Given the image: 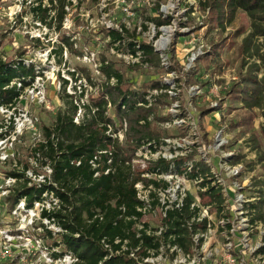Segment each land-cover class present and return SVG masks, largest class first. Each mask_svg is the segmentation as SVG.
Instances as JSON below:
<instances>
[{
    "label": "rangeland",
    "instance_id": "rangeland-1",
    "mask_svg": "<svg viewBox=\"0 0 264 264\" xmlns=\"http://www.w3.org/2000/svg\"><path fill=\"white\" fill-rule=\"evenodd\" d=\"M58 3L59 0H54L53 5ZM40 5L43 9L49 7L48 11L36 9ZM190 5L195 8L191 15L187 14ZM64 6L65 13L60 21L59 10L52 7V0H0V56L6 62L28 59L38 68L51 69L52 76L48 83L47 104L32 101L29 96H24L18 103L21 117L28 113L34 126L30 121L21 128L18 126L16 136L21 140L17 145L11 143L14 139L11 131V139L5 149L7 163H0V264H68L65 256H52V252H61L62 247L51 246L54 240L60 241L61 238L57 225H50L39 214L41 204L36 203L35 209L29 212L21 199L10 211L5 198L9 190L5 187H11L14 182L6 173L13 167L18 170L34 162L33 147L46 140L44 127L55 124L58 112L64 114L72 110L71 99L65 95L69 86L73 91L76 84L88 81L85 95L76 98L85 102V106L82 105L79 115L77 106L74 121L79 124L84 119H92L96 111L93 101L103 95L107 84L100 69L104 59L123 75V89L147 92L155 114L150 118L153 120L151 129L159 134L155 141H169L159 153L137 151L132 157L133 168L144 172L142 176L148 180H158V174L152 169L160 159L203 162L215 174L216 183L222 182L217 186L222 188L226 200L222 217H219L215 206L207 204L209 198L201 194L198 185L182 176L176 177L174 173L163 179L170 182L167 191L151 185L148 189L141 188V198L145 201L141 222L158 228V234L163 229V203L183 198L185 194L200 204L198 221L207 217L210 222L207 232L195 235L197 243L200 238L203 241L190 254L163 246L158 255L150 256L146 261L163 264H264V256L259 253L264 243V208L263 219H257L254 224L246 209L242 213L244 202L255 197V192L264 187V108L246 110L243 102L229 92L248 68V65L242 67L240 53L242 40L250 31L248 17L240 12L225 28L213 25L208 18L209 9H201L198 0H66ZM161 12L164 18L171 17L170 23L158 25L154 21L163 16ZM110 26L127 29L128 32L124 31L127 41L136 40L156 48L158 51L155 52L162 57L161 65L162 60H165V65L157 68L143 62L140 57L131 56L129 49L125 48L128 45L120 47L118 43H112ZM258 41L264 50V39L260 37ZM211 46H215L217 55L209 60L201 59ZM47 53L50 54L49 59H46ZM245 59L250 64L256 58L247 56ZM63 74L66 78L62 77ZM258 74L262 76L264 73ZM65 80L68 81L67 92L63 88ZM158 80H164L171 86L168 90L170 98L160 104L154 100L158 90L149 86ZM110 82L116 84L117 81L111 79ZM89 105L93 108L91 111L87 108ZM3 112L0 109V127L2 124L9 126L11 117H14ZM106 115L115 120L119 130L122 125L124 129L127 127V122L119 119L111 101ZM167 117L171 119H157ZM108 133L111 135L113 132ZM125 133L126 129L115 132L116 137L112 136L124 144L127 142ZM225 153L228 158H225ZM234 166L240 173H235ZM32 170L29 169V176H32ZM38 172L44 173V170L41 168ZM234 185L244 188L245 197L233 189ZM50 200L51 196L43 203L53 208ZM156 201L160 204H154ZM34 220V225H31ZM46 228L53 231L54 238H49Z\"/></svg>",
    "mask_w": 264,
    "mask_h": 264
},
{
    "label": "trees",
    "instance_id": "trees-1",
    "mask_svg": "<svg viewBox=\"0 0 264 264\" xmlns=\"http://www.w3.org/2000/svg\"><path fill=\"white\" fill-rule=\"evenodd\" d=\"M65 2L66 0H59L58 4L53 5L52 0V7L59 10L60 21L65 13ZM198 2L201 9H209L208 18L213 25L222 28L231 24L240 12L248 17L250 31L240 46L242 67L248 65V68L229 92L243 102L246 110L263 109L264 74L260 76L258 72L264 73V50L258 39H264V0ZM157 5L160 6V3ZM36 9L43 8L40 5ZM48 9L49 7L45 6L43 10ZM154 21L160 25L169 23L170 19L159 17ZM124 31L128 32L127 29ZM124 31L110 29L112 43L118 42L120 47L128 45L125 48L133 55L141 51L140 59H143V62L157 68L162 67L161 58L150 44L136 40L127 41ZM215 49V46H211V50L201 59L209 60L217 55ZM247 56L259 61L255 59L249 64L245 59ZM100 69L106 76L107 84L103 95L93 101L96 111L93 112L92 119H84L79 124L74 121L77 107L72 96L67 93L65 95L71 99L72 110L64 114L58 112L55 124L52 127H44L46 140L33 147L32 156L40 164L39 168L34 169V173L37 174L42 166L49 164L52 169L50 177L42 183L31 182L25 172L30 163L26 164L21 172L16 169L7 172L10 176L18 178L6 199L9 207L13 209L24 198L27 207L31 208L36 202L43 201L46 193H49L48 197L52 195L50 201L53 208L44 209L42 212L44 218L50 219L62 229L58 234L61 240H54L51 245L54 248L62 247L61 252H52V256L58 258L67 253L72 254L77 259L74 264H163L146 261V258L158 255L163 246L168 250L175 248L190 254L195 246L203 241V238H200L197 243L195 235L207 232L210 225L207 217L198 221L200 208L193 207L194 198L191 195L184 199L182 206L177 207L175 203L173 207L164 210L161 234H158V228L141 222L145 214V201L139 198L136 185L147 182L146 187L152 185L164 190L170 186V183L162 178L148 180L142 176L144 172H137L132 165L135 153L159 136L158 132L151 129L153 120L150 118L154 114L152 101L145 90L123 89V75L107 59L102 60ZM37 72L35 64H26L22 58L6 62L0 56V105L16 104L23 89L35 80ZM113 78L116 79V84H111L110 80ZM17 80L23 82V87L18 88L13 84V81ZM67 82L64 81V91ZM149 86L158 90V95L154 96L158 104L170 98V86L163 83V80L153 82ZM110 101L115 105L119 119L127 122L126 144L112 136L115 132L123 130L124 126L119 130L115 120L105 116ZM87 108L89 111L93 109L91 105ZM157 119L169 120L171 117ZM109 131L113 133L110 135ZM159 144L160 141H155L149 148L156 151ZM109 149V152H104ZM152 170L158 176L176 173L185 175L192 181L202 177L199 186L207 189L200 192L209 198L208 205L215 206L216 215L222 217L225 198L222 188L213 184L214 174L207 164L197 162L195 167L188 169L183 159L176 160L175 166L166 159H160ZM259 191L261 199L257 203H250L248 207L254 214L252 222L263 219L264 187ZM154 204L160 202L156 201ZM47 234L49 238H54L52 230L47 229ZM259 253L264 254V246L260 248Z\"/></svg>",
    "mask_w": 264,
    "mask_h": 264
},
{
    "label": "built area",
    "instance_id": "built-area-1",
    "mask_svg": "<svg viewBox=\"0 0 264 264\" xmlns=\"http://www.w3.org/2000/svg\"><path fill=\"white\" fill-rule=\"evenodd\" d=\"M189 9L191 10H189L188 12H187V14L189 13V15H191L193 12H194V6H192V5H190V7H189ZM163 14V16H162V18H164L165 16H164V13H162L161 12V15ZM189 15L188 16H186V19H187V17L189 18ZM170 19V22H171V17L170 16H167L165 19ZM169 22V23H170ZM109 29H115V30H119V31H124V30H122V29H116V28H114V26H110L109 27ZM118 43V42H117ZM116 44V43H115ZM119 44V43H118ZM154 50L157 52L158 50L156 49V48H154ZM141 51H138L137 52V55H133V53L132 52H130V50H129V53L131 54V56H133V57H140L141 56V54L142 53H140ZM50 54L49 53H47V56H46V59H49L50 58V56H49ZM162 58V57H161ZM24 61H25V63L26 64H31V62L28 60V59H24ZM162 65H165V60H162ZM36 67H37V65H36ZM37 69H38V72H37V75H36V77H35V80L30 84V85H28V86H26L24 89H23V91H22V93H21V95L19 96L20 98H19V101L16 103V104H10V105H0V109H2L4 112L3 113H11L12 115H14V117H11V122H10V125L9 126H5V125H1V127H0V147L3 145V144H5V146H4V148H2V149H0V163H3V162H5V163H7V158H8V155L5 153V149L7 148V145H8V141L11 139V131L13 130V135H14V139L12 140V144H18V141H20L21 140V137H19V136H16V133H17V129H18V126H20V128L22 127V126H25L26 125V123L28 122V121H30V123L34 126V124H33V118H30V116H29V114L28 113H26L24 116H23V118L21 117V115H20V113H19V106H18V103L21 101V99L22 98H24V96H29L30 98H31V100L32 101H34V100H36L37 101V103H40V104H47V102H48V83L50 82V80L52 79V76H51V74H50V72H51V69H47V70H44V69H42V68H38L37 67ZM60 70H58V72H59ZM75 72V70H73V72L72 73H74ZM74 76V75H73ZM62 77L63 78H66L65 76H64V74L62 75ZM75 78L76 79H78V81H79V76H75ZM114 79V78H113ZM68 80H70V79H68ZM163 83H165V84H167L166 82H164V80H163ZM13 84L15 85H17V87L18 88H21V87H23V82L22 81H20V80H17V81H13ZM87 84H89L88 83V81L86 80V83H83L82 81H81V83L80 84H76L74 87V90L72 91V86H69L68 87V94L70 95V96H72V99H73V101H74V104H76V107L78 106L79 107V111H78V107H77V111H78V115L82 112V105L83 106H85V102H82V100L79 102L76 98H82V96H84L85 95V93L87 92ZM167 85H169L170 86V84H167ZM169 89H171V86L169 87ZM168 89V90H169ZM67 91V90H66ZM171 92V91H170ZM149 98V97H148ZM20 115V116H19ZM77 118V117H76ZM22 122V123H21ZM125 129H123V130H121V132L122 131H124ZM113 136L114 137H116L117 136V134H113ZM44 141V140H43ZM155 141H152L151 143H154ZM169 141L168 140H165V143H162V142H160V144L158 145V150H156V151H154L152 148H149V146L151 145V143L150 144H148V145H146L145 147H141L138 151H142V152H150V153H154V152H157L158 151V153H159V151L162 149V148H164V145H168V144H166V143H168ZM155 146V145H154ZM110 151V149L109 150H105L104 152H109ZM139 153V152H138ZM224 156H225V158H228L227 156H226V153L224 154ZM232 157V156H231ZM230 157V158H231ZM35 159V158H34ZM111 161V160H110ZM169 161V160H168ZM171 162V161H170ZM172 163V165L173 166H175L173 163H175V161H173V162H171ZM197 163V162H196ZM196 163H194L193 161H189V162H185L184 164H185V166H187L188 167V169H192L193 167H195V165H196ZM79 164V163H78ZM94 165H96V164H94ZM208 165V164H207ZM40 166V164L36 161V160H34V162H30V167L27 169V170H25V172H26V177H28V178H30L31 179V182H35V183H42V182H44L45 180H46V178L47 177H50V174H51V172H52V169H51V167L49 166V164H45L44 166H42V169L44 170V173H37V174H35L34 173V169H37L38 167ZM30 168H32L33 170H32V176H29V174H28V171H29V169ZM12 169H17V168H12ZM24 169V167H22V168H20V169H18V171H22ZM232 169H236V174H238V173H240V170H238L239 168H237V166H234ZM212 171V170H211ZM213 173V172H212ZM170 175H174V174H176V173H174V174H172V173H169ZM169 174H165V175H161V176H159V178H162V179H164V177L165 176H167V175H169ZM214 174V173H213ZM6 176L8 177V179L9 180H11V181H13L14 182V184L10 187V186H6L5 188L6 189H8L9 191L5 194V198H7L8 196H9V194H10V192H11V190H12V188L16 185V183L18 182V178L17 177H13V176H10L8 173H6ZM178 176H181V175H178V174H176V177H178ZM181 178H183V179H186L187 177L185 176V175H183ZM37 179H40V180H37ZM188 179V178H187ZM218 179V178H217ZM202 180H203V178L201 177V178H199V179H197V180H194L193 182H194V184H196V185H198V187H199V189L200 190H202V191H205L206 189H207V187L206 188H200V186H199V184L202 182ZM170 183V182H169ZM213 183L214 184H217V185H219V184H222V182H220V180H219V182L218 183H216V177H215V174H214V181H213ZM237 185V184H236ZM152 186V185H151ZM220 186V185H219ZM10 187V188H9ZM136 187H137V189H138V196H139V198L142 200V198H141V188H145L146 186L145 185H143L141 182L140 183H138L137 185H136ZM148 187H150V186H148ZM170 187V186H169ZM168 187V188H169ZM147 188V187H146ZM167 188V189H168ZM148 189V188H147ZM167 189H162V191H167ZM233 189H235V191L236 190H239V192H240V196L242 195L243 197H245V195H244V192H243V187H240V186H238L237 188L235 187V185H234V188ZM223 191H224V189H223ZM150 192H151V190H150ZM256 194H255V197H253V198H251V199H248L247 201H245L244 202V206H243V212L242 213H244L245 211V209L247 210V213H249V215L251 216V220H252V215H254V214H252L251 213V211H250V209L248 208L249 207V204L250 203H257L260 199H261V197H260V192H255ZM264 194V193H263ZM223 195H224V193H223ZM49 196V193H46L45 194V198H47ZM188 196V194H185V197H183V198H180V199H177V200H175V201H170L169 202V200L168 201H166L165 203H163L164 204V210H166V209H168L169 207H173V204H175L176 203V206L177 207H179V206H182V204H183V202H184V199L186 198ZM51 197H52V195H51ZM243 197H241V198H243ZM240 198V199H241ZM23 199V201L21 202V200L17 203V205L21 202L22 204H23V207L27 210V211H29L30 212V210L31 211H33L34 209H35V205H34V207H31V208H28L27 207V205H26V202H25V199L24 198H22ZM239 199V198H238ZM238 199H236V200H238ZM45 200V199H44ZM44 200L43 201H40V202H36L37 204H41V210H40V212H39V214L41 215V217H42V212H43V210L44 209H51L50 208V206L48 207L47 205H45L43 202H44ZM53 200H55L56 201V199H53ZM35 203V204H36ZM57 203V202H56ZM225 203H226V200H225ZM49 204V203H48ZM17 205L13 208V209H10V211H12V210H14L16 207H17ZM193 206H197V207H199L200 208V204H198V203H196L195 201H194V203L192 204ZM254 213V212H253ZM42 219H43V217H42ZM47 220H48V223L51 225V224H54L53 222H51V220L50 219H48V218H46ZM34 222H35V220L34 221H32L31 222V225H34ZM257 222V220H255L254 222H251V223H256ZM56 225V224H55ZM56 229H57V231H62V229L59 227V226H57L56 227ZM264 246V243L262 244V246H260L261 248ZM262 254V253H261ZM65 256V257H64ZM63 257H64V259H65V261L68 263V264H74V262L77 260L72 254H69V253H67V254H65ZM263 256H264V254H263Z\"/></svg>",
    "mask_w": 264,
    "mask_h": 264
}]
</instances>
